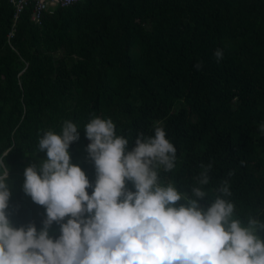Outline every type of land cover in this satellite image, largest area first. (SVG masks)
I'll return each mask as SVG.
<instances>
[{
	"label": "trees",
	"instance_id": "obj_1",
	"mask_svg": "<svg viewBox=\"0 0 264 264\" xmlns=\"http://www.w3.org/2000/svg\"><path fill=\"white\" fill-rule=\"evenodd\" d=\"M31 12L8 39L14 7L0 0V154L10 151L13 226L42 227L24 170L46 159L33 154L38 138L65 120L80 133L71 162L94 184L83 127L96 116L112 119L129 150L138 133L163 127L177 159L162 179L188 191L211 164L210 198L227 180L238 218L264 222V0H79L51 6L40 24Z\"/></svg>",
	"mask_w": 264,
	"mask_h": 264
},
{
	"label": "clouds",
	"instance_id": "obj_2",
	"mask_svg": "<svg viewBox=\"0 0 264 264\" xmlns=\"http://www.w3.org/2000/svg\"><path fill=\"white\" fill-rule=\"evenodd\" d=\"M214 56L219 62L223 51ZM78 129L65 120L60 133L44 132L33 154L45 152L46 159L24 170L22 191L45 209L39 230L35 223L13 226L10 151L0 154V264H264V222L238 218L227 180L210 198L211 164L201 165L188 191L162 179L177 159L163 127L138 133L129 150L132 142L112 119L91 118L83 131L94 184L71 162Z\"/></svg>",
	"mask_w": 264,
	"mask_h": 264
},
{
	"label": "built area",
	"instance_id": "obj_3",
	"mask_svg": "<svg viewBox=\"0 0 264 264\" xmlns=\"http://www.w3.org/2000/svg\"><path fill=\"white\" fill-rule=\"evenodd\" d=\"M14 7V15H13V23L11 25V30L7 34V38L10 39L13 36L15 30V24L19 17V14L23 11V9L31 5V20L35 24H40L42 16L46 10H48L51 6L59 5V6H67L79 0H8Z\"/></svg>",
	"mask_w": 264,
	"mask_h": 264
}]
</instances>
